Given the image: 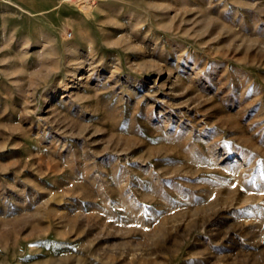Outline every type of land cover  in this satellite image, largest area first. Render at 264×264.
<instances>
[{
  "label": "rangeland",
  "instance_id": "374dc122",
  "mask_svg": "<svg viewBox=\"0 0 264 264\" xmlns=\"http://www.w3.org/2000/svg\"><path fill=\"white\" fill-rule=\"evenodd\" d=\"M0 264H264V0H0Z\"/></svg>",
  "mask_w": 264,
  "mask_h": 264
}]
</instances>
